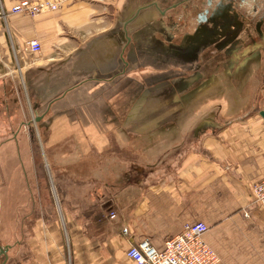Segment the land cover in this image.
<instances>
[{
    "label": "crops",
    "instance_id": "crops-1",
    "mask_svg": "<svg viewBox=\"0 0 264 264\" xmlns=\"http://www.w3.org/2000/svg\"><path fill=\"white\" fill-rule=\"evenodd\" d=\"M18 1L0 0V127L15 133L4 142L20 147L30 131L24 142L41 145L46 160L79 171L89 159L80 170L92 193L82 212L37 219L30 232L21 224L28 252L17 264H136L132 246L148 238L160 250L197 221L218 264H264V211L251 193L264 179L257 20L239 19L245 55L188 28L174 55L157 30L141 42L130 24L121 36L147 0H66L34 17L11 13ZM34 40L40 52L24 51Z\"/></svg>",
    "mask_w": 264,
    "mask_h": 264
},
{
    "label": "rangeland",
    "instance_id": "rangeland-1",
    "mask_svg": "<svg viewBox=\"0 0 264 264\" xmlns=\"http://www.w3.org/2000/svg\"><path fill=\"white\" fill-rule=\"evenodd\" d=\"M3 118L7 120V117ZM0 121L2 124V117ZM0 128V242L11 247L7 264H17V253L28 252L26 243L20 244L21 224L25 225L26 232H30L31 223L37 219L61 220L66 209L75 213L79 208L82 212L83 207L78 205L87 203V198H91L92 185L89 171L81 175L80 168L85 173L90 163L89 159L85 160L82 166H78L79 172L75 171V165L63 167L55 161L46 160L42 156L44 148L41 145L30 146L24 142L30 131L17 134L25 138H18L22 139L19 140L20 147L10 148L9 143L4 141L15 139V133L13 130L6 131L3 126ZM82 183H86L84 191L81 190ZM76 185H80L79 190ZM89 206L91 211V201ZM63 228L66 229V226Z\"/></svg>",
    "mask_w": 264,
    "mask_h": 264
},
{
    "label": "flooded vegetation",
    "instance_id": "flooded-vegetation-1",
    "mask_svg": "<svg viewBox=\"0 0 264 264\" xmlns=\"http://www.w3.org/2000/svg\"><path fill=\"white\" fill-rule=\"evenodd\" d=\"M162 5L156 20L163 23L157 26L156 35L161 36L159 45L174 55L178 53L176 42L187 28L199 37L201 34L210 37L212 45L225 43L223 47L229 48V53L234 47L238 48L236 52L243 50L240 39L243 21L239 19L254 18L255 31L260 36L264 33V0H163ZM247 36L251 42L253 37ZM245 50L240 54L245 55L248 52ZM10 248L0 242V264L8 263Z\"/></svg>",
    "mask_w": 264,
    "mask_h": 264
},
{
    "label": "built area",
    "instance_id": "built-area-1",
    "mask_svg": "<svg viewBox=\"0 0 264 264\" xmlns=\"http://www.w3.org/2000/svg\"><path fill=\"white\" fill-rule=\"evenodd\" d=\"M66 0H21L12 6L11 13L30 17L59 11ZM39 41H30L24 47L28 53L38 54ZM253 204L264 211V179L252 185ZM111 219L115 214L109 213ZM209 227L201 222L183 225L174 237L163 241L162 249H156L149 239H142L127 252L129 259L136 264H218L219 258L204 241Z\"/></svg>",
    "mask_w": 264,
    "mask_h": 264
},
{
    "label": "water",
    "instance_id": "water-1",
    "mask_svg": "<svg viewBox=\"0 0 264 264\" xmlns=\"http://www.w3.org/2000/svg\"><path fill=\"white\" fill-rule=\"evenodd\" d=\"M152 1L153 0H147V2H146L147 5H142L141 7H139V9H136V11L133 12V14L130 17L126 18V20H124L122 22V24H121V27H122L121 28V36L123 37V40L127 39L126 26H128L130 24L133 27V29L135 30V32L137 33V35L139 36L141 42H143L145 40L144 38H146L142 33L146 34L148 31L149 32L156 31L155 30L156 27L160 24L162 25V23H163L162 21L156 20L161 15V12L158 10V6L154 5V3ZM126 12H127L126 14L129 13L128 10ZM132 22H134V23H132ZM139 29H141V30H139ZM140 47L142 48L143 46H141V44H140ZM144 49H146V48H144ZM256 62H258V61L256 60ZM176 91H175V89L173 90V94H174L173 98H174V101L179 102L180 97L178 96ZM259 115L262 118V120L264 121V112H260ZM35 122H37V121H35ZM7 249L8 248L6 247V250Z\"/></svg>",
    "mask_w": 264,
    "mask_h": 264
}]
</instances>
